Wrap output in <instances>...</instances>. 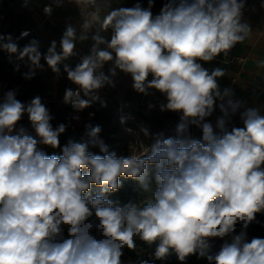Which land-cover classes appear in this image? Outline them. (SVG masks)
Wrapping results in <instances>:
<instances>
[{
    "label": "clouds",
    "instance_id": "obj_1",
    "mask_svg": "<svg viewBox=\"0 0 264 264\" xmlns=\"http://www.w3.org/2000/svg\"><path fill=\"white\" fill-rule=\"evenodd\" d=\"M63 2L53 0L57 7ZM69 2L92 5L94 11L79 35L71 24L66 26L59 51L55 40L42 54L36 39L20 48L10 34L0 35V50L10 61L15 56L29 62L25 78L43 69L42 58L57 76L63 65L67 79L77 86L65 91L64 103L79 111L100 101L98 90L114 86L111 77L119 69L131 75L138 93L156 89L165 94L167 104L161 111L182 116L175 137L156 134L141 155L118 157L100 138L101 127L91 124L86 125V139L70 140L62 155H47L38 150V143L59 147L66 125L53 129L39 96L25 106L14 91L7 92L0 103V264H122L124 249L135 250L137 238L156 248L153 258L136 264H163L171 252L180 264L193 254L208 264H264V238L249 242L246 231L264 210V115L246 109L241 113L244 126L228 131L225 117L229 111L234 114L240 102L225 101L231 92L222 93L217 82L225 75L223 69L209 73L198 62L227 55L250 35L249 25L241 22L246 0H165L156 16L151 11L154 0H147V8L140 2L131 8L113 7L112 0H104L103 7L110 10L102 21L97 0ZM52 10L51 5L43 9L46 15ZM93 26L90 54L74 68L64 63L77 55V41L87 40ZM109 29L110 41L100 34ZM28 35L24 31L17 39ZM107 62L113 63L109 74L102 71ZM217 100L223 113L216 124L219 134L203 122ZM25 113L39 139L23 127L12 134ZM190 125L202 128V139L186 135ZM142 132L149 135L146 128ZM90 146L99 147L103 155L90 152ZM150 166L155 169L154 190ZM122 176L152 191L151 200L142 206L114 205L107 194L120 189ZM92 185L99 188L94 196ZM225 237L231 242L209 254V239Z\"/></svg>",
    "mask_w": 264,
    "mask_h": 264
},
{
    "label": "crops",
    "instance_id": "obj_2",
    "mask_svg": "<svg viewBox=\"0 0 264 264\" xmlns=\"http://www.w3.org/2000/svg\"><path fill=\"white\" fill-rule=\"evenodd\" d=\"M46 0H0V30L7 35H15L21 29H31L32 33L29 37L17 42L20 48H23L32 39H36L40 44V52L47 51L53 40L57 42V49L63 32L68 24H71L77 29L79 35L81 25L85 20L90 19L89 13L94 11L93 6L80 5L64 0L62 6L54 5L53 12L45 18L41 12V6ZM97 4L101 6L99 13L102 21L107 11L110 9L104 8V0H97ZM113 7L131 8L134 6L130 0H112ZM144 8H147L144 6ZM162 7H153L151 9L153 16L159 15ZM28 13L26 18H22V14ZM27 22L30 26H27ZM242 23H247L251 28L250 35L240 43H237L227 55L221 53L210 62H201L203 68L211 73L216 68L224 70L225 75L217 78L220 91L223 93L228 89V85L233 83L234 89L228 98L242 99L244 104L234 114L229 111L228 117H225L226 128L231 131L232 128H242L244 126L241 119V113L246 109H257L261 115H264V66L260 62L264 61V7L262 3L249 5L243 9L241 18ZM96 32V27L93 26L89 32V38L80 42V46L84 55L90 54V49L94 43L91 36ZM106 40H110L112 31L100 33ZM104 45H100L102 49ZM75 67L78 62L71 59L64 62ZM43 69H36L35 76L31 79H26L25 75L29 72V64L24 67L11 68L8 77L16 82H21L22 93L31 94L34 92L47 93L53 97H60L67 89L77 87L67 79V74L63 71L59 76L53 73L47 66L46 62L41 59ZM113 67L112 62H107L102 71L109 74V69ZM117 76L121 79L113 80L114 86H108L98 90L100 101H113L115 104L119 101L125 109H135L143 112L145 115L151 109L161 110V105L167 104L166 95L156 89H149L148 94H141L134 90L133 80L130 74H126L119 69L116 70ZM112 79V77H111ZM100 101H97L101 103ZM217 103L221 101L217 100ZM149 105H152L150 108ZM63 109V108H62ZM59 109L56 115L62 110ZM170 111V110H166ZM173 115L179 116L182 112L170 111ZM223 117L221 111L212 113L206 117L203 122L211 123L214 131L219 134V129L216 128L218 118ZM200 128V127H196ZM202 129V128H200ZM198 139H202V133H198ZM264 238L256 234H247V240L250 242L252 238Z\"/></svg>",
    "mask_w": 264,
    "mask_h": 264
},
{
    "label": "rangeland",
    "instance_id": "obj_3",
    "mask_svg": "<svg viewBox=\"0 0 264 264\" xmlns=\"http://www.w3.org/2000/svg\"><path fill=\"white\" fill-rule=\"evenodd\" d=\"M131 2L134 3L133 1ZM256 3H262V0H246L245 7ZM144 6L147 7L148 5L142 4V7ZM27 15L28 13L22 14V18H26ZM27 26H30L29 22H27ZM96 105H98L100 109L95 115H93L94 117L92 119L85 116L84 109L72 112L63 108L53 119L57 124V127L62 123L66 125L65 132L60 135L61 139L70 138L72 135L73 137L78 138V142H81L83 139H86V125H99L102 129L99 134L100 138L109 147V150L115 151L118 157H128L131 154L141 155L145 148H150L154 142L155 135L158 133H163L165 138L176 136V126L179 123V120L177 116L173 115L170 111L151 109L145 115L139 110L130 108L127 110H132V112H134V119L122 122L116 105V108H104L101 106V103H96ZM115 126H119L118 131L110 133V129ZM145 128L149 131L148 136H145L142 132V129ZM198 133H202V129H195L194 134L188 130L186 135L192 139H198ZM38 149L44 150L43 152L47 155L60 153L59 148H52L43 144L42 147L38 146ZM89 151L93 154L103 155V153L100 152L99 147L90 146ZM118 205L125 206L127 204ZM239 231L240 229H236L237 234ZM64 232L68 233L67 228L64 229ZM223 241L230 243L231 239L230 237H225L223 239L210 238L208 241L210 245L209 254L218 253L222 248ZM197 258L199 264L201 262L205 264L208 262L206 258H200L198 254ZM121 261L122 264H135L125 255V253H123Z\"/></svg>",
    "mask_w": 264,
    "mask_h": 264
},
{
    "label": "built area",
    "instance_id": "obj_4",
    "mask_svg": "<svg viewBox=\"0 0 264 264\" xmlns=\"http://www.w3.org/2000/svg\"><path fill=\"white\" fill-rule=\"evenodd\" d=\"M46 5H51L52 9H54L55 4L53 3V0H46V2L41 6V12L45 18H47L49 16V15H46L43 11V9L45 8ZM89 6H92V5H89ZM52 12H53V10H52ZM24 31H28L29 35L22 38V39H17L20 37L21 33ZM31 33H32L31 29H21L18 31L17 34L12 35V37H13L14 41L19 42V41L29 37L31 35ZM0 35L7 36V34L5 32H3L2 30H0ZM105 48H106V45H104L102 47V50ZM57 50L59 51L60 49H57ZM75 51L77 52V55L69 58L65 62H68L71 59L76 60L78 63L80 62V58L82 56H84V53H83V50H82L80 43L78 41L76 43ZM46 52L47 51H44L41 53L44 54ZM198 62L201 63L202 61H198ZM17 64L19 65V67H24L27 64H29V62L27 61L26 58L24 61H17L15 56H13L11 58V61H10L9 54L7 52L0 50V103L3 102V98H4L5 94L9 91H14L15 92V98L18 101H20L21 103L25 104V106H27L33 98H35L36 96H39L41 98V102L49 110V114L52 117L50 123H51L53 129H55L57 127V124L53 121V119L56 117L57 110L64 108V109H67L68 111H72V112L78 111V110L74 109L71 104H65L64 103L63 97H64L65 92L60 97H53V96H51L47 93H43V92H34L31 94H23L22 93L23 87H22L21 82H16V81L12 80L10 77H8V74L10 73L11 68L16 67ZM121 78H122L121 76H117V77L114 76V77H112V80L121 79ZM148 79L149 80L152 79L151 75L148 77ZM228 88L230 91H233V89H234L233 83H230L228 85ZM76 89H77V87L72 88V90H74V91ZM81 95L83 96L82 93H81ZM231 99L234 101L240 102L239 108H241L244 104L242 99H237V98H231ZM96 103H99V102H94V103H92V105H94ZM219 104L220 103L215 104L214 112L220 111ZM91 106L88 108H85L87 118H92L94 115V112L91 109ZM116 106L118 108V112H119L121 121L126 122L128 120L134 119V115L132 113H130L127 109H125L119 101L116 102ZM181 116H182V113H180L178 116L179 122H180ZM21 127H23L29 135H32L33 138L39 139V137H37V135L35 133V130L31 126V122L28 118L27 113H25L22 116L21 120L17 122L16 128L14 129L12 134L13 135L17 134V132L19 131V129ZM196 127H197L196 125H190L189 126V130L191 131L192 134H194V130L196 129ZM38 146L42 147V144L38 143Z\"/></svg>",
    "mask_w": 264,
    "mask_h": 264
},
{
    "label": "trees",
    "instance_id": "obj_5",
    "mask_svg": "<svg viewBox=\"0 0 264 264\" xmlns=\"http://www.w3.org/2000/svg\"><path fill=\"white\" fill-rule=\"evenodd\" d=\"M131 1H133L134 4L137 2H140L142 4L148 5L147 0H131ZM164 3H165V0H154L153 7H163ZM105 103H106V108H116L117 107V106L115 107L116 104L113 101H105ZM91 109L93 110L94 115H95V113H97L100 108L98 105L94 104L91 106ZM84 111H85V116H86V109H84ZM128 111L135 116L132 110L131 111L128 110ZM118 129H119V126H115L110 129V133H115L118 131ZM70 140L73 142H78V138L73 137L72 135L70 136V138H64V139H61V136H59L60 146L57 147V149L59 148L60 153L59 154L52 153L51 155H57V156L62 155L63 147L66 146ZM41 151H44V150H41ZM154 171H155L154 166H150L149 180H150V187L152 190H154L156 187V184L154 181ZM120 182H121V187L118 191H116L115 193L107 194V198L112 200L114 202V205L132 203V204H137V205L142 206L144 203L151 200L152 191H147V192L144 191L136 180L131 179V178H125L122 176L120 177ZM98 192H99V188L95 185H92L91 187L92 195L94 196ZM236 229H240L239 224H237ZM246 231H247V234H256L261 237H264V210L256 214V222L250 224ZM63 235L65 238L68 237V233L63 232ZM225 243L227 242L223 241V245ZM136 244H137V248L135 250H129L127 248L124 249L125 255L129 257L132 262L136 264V262L139 259L153 258V254L156 248L155 244L148 245L144 243L143 241L139 240L138 238L136 239ZM197 259H198L197 254L190 255L189 257H187L185 264H199ZM156 264H161V262L156 261ZM163 264H180V262L178 261L176 254L174 252H171V254L163 262ZM200 264H205V263L201 262ZM206 264H208V262Z\"/></svg>",
    "mask_w": 264,
    "mask_h": 264
}]
</instances>
